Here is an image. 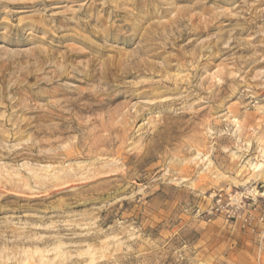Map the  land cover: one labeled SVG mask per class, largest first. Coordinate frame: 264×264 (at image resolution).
I'll list each match as a JSON object with an SVG mask.
<instances>
[{
	"label": "rangeland",
	"instance_id": "1",
	"mask_svg": "<svg viewBox=\"0 0 264 264\" xmlns=\"http://www.w3.org/2000/svg\"><path fill=\"white\" fill-rule=\"evenodd\" d=\"M0 264H264V0H0Z\"/></svg>",
	"mask_w": 264,
	"mask_h": 264
}]
</instances>
